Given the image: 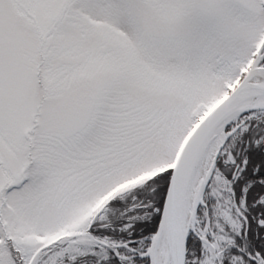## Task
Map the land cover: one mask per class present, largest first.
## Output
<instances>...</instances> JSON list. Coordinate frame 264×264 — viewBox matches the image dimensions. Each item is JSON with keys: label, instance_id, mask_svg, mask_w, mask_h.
Listing matches in <instances>:
<instances>
[{"label": "snow or ice", "instance_id": "1", "mask_svg": "<svg viewBox=\"0 0 264 264\" xmlns=\"http://www.w3.org/2000/svg\"><path fill=\"white\" fill-rule=\"evenodd\" d=\"M0 264H264V0H0Z\"/></svg>", "mask_w": 264, "mask_h": 264}]
</instances>
